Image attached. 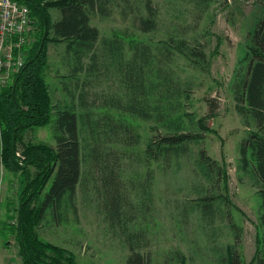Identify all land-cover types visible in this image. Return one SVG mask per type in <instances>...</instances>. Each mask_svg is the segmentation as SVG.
<instances>
[{
    "label": "rangeland",
    "instance_id": "obj_1",
    "mask_svg": "<svg viewBox=\"0 0 264 264\" xmlns=\"http://www.w3.org/2000/svg\"><path fill=\"white\" fill-rule=\"evenodd\" d=\"M151 2L158 25L148 33L141 32L136 25L139 17L147 16L142 0H113L109 15H91L90 24L98 29L100 36L93 74L73 73L74 61L66 53V42L48 45L44 80L52 107L51 122L26 130L21 134L22 140L55 147L56 119L61 112L74 111L79 116V126H87L89 112L93 114L91 121H97L107 111L105 102L122 98L119 76L104 64L102 39H110L114 34L121 37L128 59L131 39L153 48L165 41L173 45L183 36L190 48L204 53L205 59L198 61L188 52L176 53L170 67L187 90L188 99L183 100L187 125L192 123L193 131L200 132L197 120H202L210 131L204 132L202 140L190 143L189 154L171 167L152 162L148 188H143L147 174L139 159L133 153H119L122 144H115L119 150L117 169L127 187L118 191V201L123 204L119 223L125 226L129 222L126 224L129 232L143 231L139 246L140 253L148 258L147 264H223L225 256L234 250L243 264H254L255 237L260 231V199L252 174L239 169L238 145L255 125L248 118L246 127L244 119L237 114L232 86L246 64L247 35L264 15V0H210L205 9L190 0ZM48 13L52 21L60 18L57 9L50 8ZM88 61L85 60L86 64ZM209 101L214 109L213 117H207ZM119 117L120 114L114 113L115 120ZM125 120L133 122L129 117ZM133 124L140 135L137 151L142 152L155 134V125L140 120ZM80 138L82 145H86V150L81 146V153L86 156L81 183L77 186V216L68 212L67 220L57 225L65 220L64 212L49 208L37 229L38 236L72 254L76 264H126L130 251L119 227H112L106 217L107 200L103 188L97 186V166L88 155H95L97 143H91L84 128ZM200 150L228 172L225 181L215 174L210 179L203 178L198 161ZM106 155L114 154L104 150L100 166L105 164ZM17 156L21 157L19 152ZM21 189L19 175L8 173L0 163V264L23 263L15 236L8 229V224L15 223L11 219L16 215ZM211 196H220L213 201V223L196 207Z\"/></svg>",
    "mask_w": 264,
    "mask_h": 264
},
{
    "label": "trees",
    "instance_id": "obj_2",
    "mask_svg": "<svg viewBox=\"0 0 264 264\" xmlns=\"http://www.w3.org/2000/svg\"><path fill=\"white\" fill-rule=\"evenodd\" d=\"M112 1L20 0L35 20V40L28 50L23 68L8 86L0 90V163L8 173L19 175L22 188L16 215L14 218L13 215L9 216L15 223L8 224L18 244L22 264H76L72 254L42 241L37 229L49 208L64 212L65 220L57 225L67 220L68 212L77 216V186L81 183L86 156L81 153V146L86 150L80 138L83 128L88 130L91 143H97L95 155H88L91 163L97 166V186L103 188V196L107 200L106 217L112 227H119L121 237L130 251L126 264H147L148 258L140 253L143 231L132 233L126 227L129 222L125 226L119 223L123 204L118 201V191L127 187L118 170V154L133 153L139 159L147 174L143 188H148L153 173L152 162L171 167L189 154L190 143L202 140L204 132L210 131L204 127L202 120H197L200 132L193 131L192 123L191 126L187 125L183 109V100L188 99L187 90L170 67L176 53L188 52L190 57L198 61H204V53L190 48L183 36L173 45L165 41L153 48L131 39L128 41L129 58L125 59L123 40L114 34L110 39L101 40L102 56L104 64L111 66L119 76L122 98L105 102L107 111L97 121H91L93 114L89 112L88 127L85 124L79 126V116L74 111L61 112L56 119L55 147L22 140L21 134L26 130L44 127L51 122L52 107L44 80L48 45L66 42V53L74 61L73 73L93 74L98 62L97 43L100 36L98 29L90 24L91 15H109ZM142 1L147 16L138 18L137 28L143 33L155 31L158 16L154 13L152 2ZM190 2L205 9L210 0ZM50 8L60 13L57 21L51 20L48 13ZM247 47L246 64L236 75L232 92L235 110L244 119V125L248 127V118H252L255 125L254 130L249 131L238 145V163L242 173L254 177V187L260 199V231L255 237L253 261L254 264H264V15L258 19L254 30L248 33ZM85 60H89L87 64ZM208 107L207 117H213L211 101ZM114 113L120 114L117 120ZM127 117L133 122H126ZM137 120L155 125V134L148 139L142 152L137 151L140 135L133 124ZM90 123L95 124L94 127ZM119 142L122 145L118 153L115 144ZM104 150L114 155H106L105 164L100 166ZM18 152L22 158L17 156ZM198 161L204 179H210L213 174L224 181L227 179L228 172L211 160L204 150L198 152ZM47 185L49 189L43 197ZM130 186L133 187L134 183ZM218 197H206L196 205L209 223L215 220L213 201ZM225 257L223 264H243L235 250Z\"/></svg>",
    "mask_w": 264,
    "mask_h": 264
},
{
    "label": "built area",
    "instance_id": "obj_3",
    "mask_svg": "<svg viewBox=\"0 0 264 264\" xmlns=\"http://www.w3.org/2000/svg\"><path fill=\"white\" fill-rule=\"evenodd\" d=\"M36 25L20 0H0V90L23 68Z\"/></svg>",
    "mask_w": 264,
    "mask_h": 264
}]
</instances>
